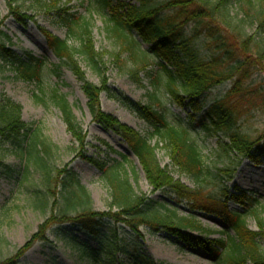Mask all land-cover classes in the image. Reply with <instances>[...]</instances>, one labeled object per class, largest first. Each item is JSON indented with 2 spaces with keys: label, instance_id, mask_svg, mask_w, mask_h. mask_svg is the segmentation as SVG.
Returning a JSON list of instances; mask_svg holds the SVG:
<instances>
[{
  "label": "trees",
  "instance_id": "obj_1",
  "mask_svg": "<svg viewBox=\"0 0 264 264\" xmlns=\"http://www.w3.org/2000/svg\"><path fill=\"white\" fill-rule=\"evenodd\" d=\"M4 1L11 8L15 19H31L21 14L19 10L22 7L17 0ZM93 2L96 8L110 9L114 34L127 45V51H133L137 46L136 42L127 39L133 35L141 44L147 45V50L140 53L141 63L144 65L145 59L149 57L157 62V68L166 82L169 104V100L171 103H181L183 98L192 100L194 114L190 117V127L207 137L227 136L228 143L220 145L222 154L228 158L235 155L240 161L234 164L233 170L223 168L212 171L203 163L200 150L190 142L187 130L182 127L178 116L167 112L164 109L167 105L162 104L155 95L150 97L152 104L141 109L119 95H112L113 100L134 108L140 115L145 114L141 116L153 129L150 138L156 137L163 144L171 166L182 176L193 181L195 188L185 187L174 180L166 169L161 168L156 158L158 143L154 147L151 146L147 137L135 133L101 112L99 95L102 91L108 92L109 88H106L103 79L101 88L87 82L77 60L82 58L88 68L103 78L100 67L104 56L94 50L89 21L71 13L60 0H25L22 2L23 6L27 3L28 9L51 16L65 30L66 38L60 39L39 28L47 46L59 61V65L51 71L52 74L58 76L57 72L62 67L75 74L82 83V91L87 99L86 106L93 121L103 124L125 141L154 191L167 193L174 201L187 202L194 210L222 215L234 237L227 235L226 239L208 242L189 237L186 231L199 230L193 216L178 218L175 215L176 209H168L171 216H160L156 208L163 206L138 195L133 190L130 175L123 166L120 173L112 170L116 165L108 169L103 168L111 197L109 207L116 210L115 212H90L89 197L74 173L70 170L60 173L58 171L54 179L56 181L59 177V194L63 199L57 213L52 214L45 225H68L73 229H83L86 234L98 238V247L95 250L79 247L66 237L63 240L73 243V246L78 247L88 257H94L92 254H96L94 261L103 255L107 259L105 264H115V255L119 253L128 257L129 264H163L155 263L139 250L130 249L126 240L121 237L124 233L118 226L129 229L133 234L138 233L141 227L151 231L161 229L175 235L183 243H202L209 256L218 264H264L262 220L257 215L254 216L260 229L258 232L249 231L244 220V216L255 209L254 199L247 195L245 201L241 202L236 198V193L229 194L228 201L244 204L243 213L232 211L228 214L222 203L228 194L223 183L228 178L232 179L240 162L246 159L261 164L260 159L264 157L263 135L252 138L240 132L241 123L245 118L255 112H264V0ZM111 2H114L116 7H112ZM240 3L242 9L238 19L239 14L232 15L231 10L234 5ZM73 41L78 43V48L71 46ZM10 45L11 40L2 30L0 22V60L8 64L23 81H41L42 63L29 53L17 55L9 52L6 47ZM137 71L131 73L134 79ZM227 83L230 84L229 89L207 105V95ZM54 100L55 96L52 95V101ZM57 108L61 111L69 132L79 138L81 131L75 124L65 99ZM0 139L6 140L18 153L20 161L27 165L15 170L0 161L1 174L8 176L12 173L22 181L27 180L30 169H39L46 190L51 192L53 173H50L48 167L50 146L42 140L40 131L34 128L33 124H25L20 120L18 109L9 101L6 105L0 103ZM78 142L82 140L78 139ZM122 160L125 161L124 156ZM132 176H136L134 171ZM207 185L213 186L214 191L207 192ZM81 190L85 192L84 197L77 194ZM42 195L46 197L47 194L42 192ZM40 204L39 207H42L45 203ZM78 207L82 208L79 213L70 216L69 211ZM35 208L38 207L35 205ZM43 225L39 230L42 242L45 241L42 237ZM0 264L19 262L10 259L0 261Z\"/></svg>",
  "mask_w": 264,
  "mask_h": 264
},
{
  "label": "rangeland",
  "instance_id": "obj_2",
  "mask_svg": "<svg viewBox=\"0 0 264 264\" xmlns=\"http://www.w3.org/2000/svg\"><path fill=\"white\" fill-rule=\"evenodd\" d=\"M17 1L22 7L19 10L21 14L31 19H22V21L15 19L7 2L0 0L2 30L11 40V45L6 49L17 55L29 53L33 58L38 59L42 63L41 81H23L16 76L8 64L0 60V103L6 105L9 101L13 107H16L20 120L25 124H33L34 128L40 131L42 140L50 146L48 167L50 173H53L50 190L53 194L46 190L39 169H30L27 180L22 181L15 174L11 173L7 176L0 172V261L13 259L19 264H105L107 259L103 255L94 261L96 254H92L94 257H88L78 247L73 246V243L63 240L66 237L79 247L95 250L98 247V238L86 234L80 228L73 229L68 225L57 227L52 223L49 225L45 223L52 214L57 213L62 203L63 198L59 194L60 183L57 182L59 177L56 181L54 179L58 171L60 173L70 170L74 173L89 197L90 212L98 214L115 212L116 210H111L109 207L111 197L103 172V168L108 169L115 165L112 170L119 173L122 172V166L126 169L130 175L131 186L138 195L163 206L156 208L160 216H171L170 213L168 214V209H176L175 215L178 218L193 216L199 230L186 231L189 237L202 242L226 239L227 235L234 237L222 215L194 210L187 202L174 201L167 193L153 190L125 141L103 124L93 121L86 106L87 99L82 91V83L75 74L63 67L58 70V76L52 74L51 71L59 65V61L47 46L39 28L50 36L60 39L66 38L65 30L51 16L28 9L27 3L23 6L22 2L25 0ZM60 1L70 9L71 13L89 21L94 50L104 56L100 67L103 78L88 68L82 58L77 59L87 82L101 88L103 79L106 88H109L108 92L102 91L99 95L103 114L135 133L147 137L151 146L154 147L158 143L159 148L155 150V154L161 168L166 169L174 180L194 189L193 181L182 176L171 166L168 152L163 148V144L156 137L150 138L153 129L141 116L145 114L140 115L133 110L134 108H129L126 104L111 98L112 95H119L141 109L150 104V97L155 95L162 104L167 105L164 108L167 112L178 116L182 127L187 130L190 142L200 150L203 163L207 167L212 171L223 168L234 169V164L240 160L235 155L229 158L224 156L220 148V145L228 143L227 136L207 137L199 130L194 131L190 127V117L194 114L192 100L183 98L181 103L177 101L171 103L170 100V104L168 103L166 82L157 68V62L149 57L145 59L144 65L141 63L140 53L147 50V45L141 44L133 35L127 39L136 42L137 46L133 51H127L125 49L127 45L114 34L112 12L109 8H96L93 0ZM127 1L133 3V0ZM111 3L112 7H116L114 2ZM241 9V3L234 5L231 10L232 15L239 14ZM71 46L78 48V43L73 41ZM132 71H137V81L132 77ZM229 87L230 84L227 83L213 89L207 95V105L221 97ZM52 95L55 96L54 102ZM64 99L70 107L75 124L81 131L79 138H75L69 132L62 113L57 108ZM240 132L252 138L263 135L262 143H264V112H255L245 118L241 123ZM78 139L82 142H78ZM122 156L125 157V161L122 160ZM0 161L15 170L27 166L25 162L20 161L18 153L12 146L2 139H0ZM260 161L261 164H257L243 159L235 168L232 179L228 178L223 183L225 188L227 187L228 194L222 203L228 214L232 211L244 212V204L228 201L229 194L236 193V198L241 202L245 201L247 195L254 199L255 209L244 216L246 227L251 232L260 231L254 218L256 215L262 220L264 228V157ZM110 171L111 169L108 172ZM132 171L135 177L132 176ZM205 190L212 192L214 187L207 185ZM84 191L81 190L77 194L84 197ZM42 192L47 194L46 197H43ZM42 202L45 203L44 206L39 207ZM35 205L38 208H35ZM81 209L79 207L75 210L71 209L69 215L75 216ZM42 225V237L45 240L43 242L40 241L39 232ZM118 227L123 231L124 235L121 237L126 240L130 249L139 250L155 263L218 264L209 256L202 243H183L175 235L161 229L151 231L141 227L138 233L133 234L129 229ZM115 257L117 261L115 264H129L128 257L120 253Z\"/></svg>",
  "mask_w": 264,
  "mask_h": 264
}]
</instances>
